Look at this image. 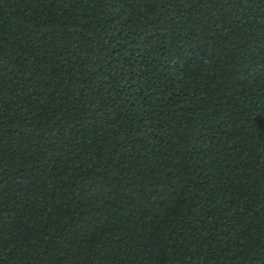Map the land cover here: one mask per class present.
<instances>
[{"label":"trees","instance_id":"trees-1","mask_svg":"<svg viewBox=\"0 0 264 264\" xmlns=\"http://www.w3.org/2000/svg\"><path fill=\"white\" fill-rule=\"evenodd\" d=\"M0 264H264V0H0Z\"/></svg>","mask_w":264,"mask_h":264}]
</instances>
